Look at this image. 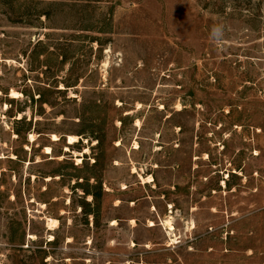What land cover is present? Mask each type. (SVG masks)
Instances as JSON below:
<instances>
[{"label": "rangeland", "instance_id": "rangeland-1", "mask_svg": "<svg viewBox=\"0 0 264 264\" xmlns=\"http://www.w3.org/2000/svg\"><path fill=\"white\" fill-rule=\"evenodd\" d=\"M0 264H264V0H0Z\"/></svg>", "mask_w": 264, "mask_h": 264}, {"label": "clouds", "instance_id": "clouds-1", "mask_svg": "<svg viewBox=\"0 0 264 264\" xmlns=\"http://www.w3.org/2000/svg\"><path fill=\"white\" fill-rule=\"evenodd\" d=\"M210 36L215 43L217 44L223 43L224 26L222 24L213 25V27L211 28Z\"/></svg>", "mask_w": 264, "mask_h": 264}, {"label": "bare ground", "instance_id": "bare-ground-1", "mask_svg": "<svg viewBox=\"0 0 264 264\" xmlns=\"http://www.w3.org/2000/svg\"><path fill=\"white\" fill-rule=\"evenodd\" d=\"M12 94H13V96H17V92H15V91H13ZM74 141H75V136L70 135L69 136V142L73 143ZM66 149H67V147H66ZM46 152L47 153L50 152V147H46ZM77 160H78V162H81V158H78Z\"/></svg>", "mask_w": 264, "mask_h": 264}, {"label": "trees", "instance_id": "trees-1", "mask_svg": "<svg viewBox=\"0 0 264 264\" xmlns=\"http://www.w3.org/2000/svg\"><path fill=\"white\" fill-rule=\"evenodd\" d=\"M7 94V93H6ZM24 111V109L23 110H20V112L22 113ZM22 119H24V117L23 118H21V119H18V121H20V120H22ZM61 140V139H60ZM79 179H82V181H78ZM86 181V183H89V179L88 178H86V177H81V178H78L77 179V182H76V184H78L79 186H80V184L83 182V181Z\"/></svg>", "mask_w": 264, "mask_h": 264}]
</instances>
